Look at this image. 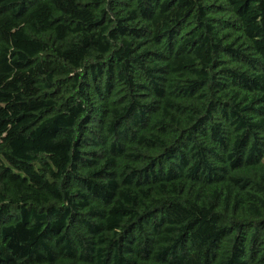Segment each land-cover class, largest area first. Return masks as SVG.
I'll use <instances>...</instances> for the list:
<instances>
[{
  "label": "trees",
  "instance_id": "1",
  "mask_svg": "<svg viewBox=\"0 0 264 264\" xmlns=\"http://www.w3.org/2000/svg\"><path fill=\"white\" fill-rule=\"evenodd\" d=\"M0 264H264V0H0Z\"/></svg>",
  "mask_w": 264,
  "mask_h": 264
}]
</instances>
